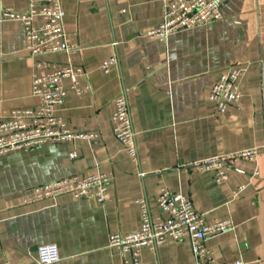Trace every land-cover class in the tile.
Listing matches in <instances>:
<instances>
[{"label":"crops","instance_id":"0c3cea01","mask_svg":"<svg viewBox=\"0 0 264 264\" xmlns=\"http://www.w3.org/2000/svg\"><path fill=\"white\" fill-rule=\"evenodd\" d=\"M26 2L0 0V117L36 106L32 75L70 62L86 72L89 90H68L55 114L72 131L98 137L0 155V264H36L35 249L50 244L57 254L51 264H128L108 246V236L139 226L137 198L157 215L161 186L187 195L205 222L231 221L204 240L217 264H264V0H227L219 19L170 33L165 45L145 36L161 21V0H60L64 30L78 50L47 54L39 69L24 49L21 23L1 17L2 8L21 11ZM114 55L117 64L100 71L99 62ZM231 67L241 69V97L218 113L207 95ZM121 91L136 161L111 134L109 116ZM252 147L261 152L256 163L225 165L226 179L219 183L212 171L185 165ZM95 170L113 174L111 197L103 203L68 194L23 202L34 185ZM139 257L141 264H193L188 239H166Z\"/></svg>","mask_w":264,"mask_h":264},{"label":"built area","instance_id":"2783aa9c","mask_svg":"<svg viewBox=\"0 0 264 264\" xmlns=\"http://www.w3.org/2000/svg\"><path fill=\"white\" fill-rule=\"evenodd\" d=\"M227 0H161V21L145 32L149 39L165 45L168 35L199 24L220 18V6ZM64 11L60 0H27L26 7L16 11L8 7L1 9L3 19H15L22 25L24 49L34 59L37 69L42 67L39 59L51 53H64L67 56L78 50V45L66 34L63 25ZM117 64V56L101 60L98 69L104 73ZM240 68L231 67L220 72L212 84L207 98L213 102L215 111L223 113L228 106L238 103L241 97L239 85ZM86 72L70 62L62 68H53L45 74L34 73L31 77L30 90L37 97L38 103L30 109H13L8 115L0 117V155L18 149L30 148L48 141L74 142L76 139L92 141L98 137L94 131H72L61 117L55 114V106L61 105L68 90L75 95L89 90L85 81ZM69 84L64 87L63 80ZM114 109L109 116L111 134L131 161L137 160L134 130L130 122L128 105L124 92H119L113 99ZM261 152L257 147L235 149L221 152L216 156L192 160L185 165L188 168L213 172L216 183L226 179L225 165L236 160L256 163ZM75 156L72 150L68 154ZM258 170L254 166L253 175ZM110 171H93L82 175L66 176L32 186L23 202L37 199L54 198L68 194L71 198H93L98 203L110 199L107 189L112 180ZM155 197V206L159 213L149 212L146 200L135 199L139 209V226L125 234L113 233L108 236V246L119 249L128 264H141L140 251L152 250L157 245L172 240L188 239L190 256L193 264H217L204 240L208 236L220 234L231 227V221L222 220L207 223L198 213L190 198L180 192H171L159 187ZM36 264H51L57 260L55 245H42L35 249ZM27 254L31 256V252Z\"/></svg>","mask_w":264,"mask_h":264}]
</instances>
